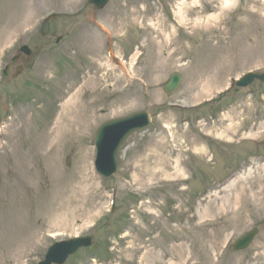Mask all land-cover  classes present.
<instances>
[{
	"label": "rangeland",
	"instance_id": "obj_1",
	"mask_svg": "<svg viewBox=\"0 0 264 264\" xmlns=\"http://www.w3.org/2000/svg\"><path fill=\"white\" fill-rule=\"evenodd\" d=\"M23 44L30 67L8 80ZM247 70L264 71V0H0V264L88 234L96 256L67 264H264V82L226 91ZM140 109L152 125L103 179L97 128Z\"/></svg>",
	"mask_w": 264,
	"mask_h": 264
},
{
	"label": "water",
	"instance_id": "obj_2",
	"mask_svg": "<svg viewBox=\"0 0 264 264\" xmlns=\"http://www.w3.org/2000/svg\"><path fill=\"white\" fill-rule=\"evenodd\" d=\"M109 0H91L97 7L103 8ZM10 68V67H9ZM9 68L5 74L9 75ZM255 79L264 81V72H250L246 74L239 82V86H247ZM182 77L179 73H174L164 89L168 94H172L181 84ZM151 123V116L148 111H139L130 115L109 120L102 124L95 136V142L98 149L97 166L101 174L105 177H111L118 169V159L121 147L126 139L135 131L142 130ZM255 232L245 237L238 247L247 246ZM92 244L91 237H77L66 241L53 244L45 257V260L39 264H63L68 257L83 246Z\"/></svg>",
	"mask_w": 264,
	"mask_h": 264
},
{
	"label": "bare ground",
	"instance_id": "obj_3",
	"mask_svg": "<svg viewBox=\"0 0 264 264\" xmlns=\"http://www.w3.org/2000/svg\"><path fill=\"white\" fill-rule=\"evenodd\" d=\"M228 2H229V1H227V3H228ZM250 170H251V169H250ZM250 170H249V172H248L249 174H251V172H252V170H251V171H250ZM247 175H248V174H246V175H244V176H240L238 179H241L242 177H246ZM246 178H247V177H246ZM233 182H235V181H233ZM233 184H234V183H233Z\"/></svg>",
	"mask_w": 264,
	"mask_h": 264
},
{
	"label": "flooded vegetation",
	"instance_id": "obj_4",
	"mask_svg": "<svg viewBox=\"0 0 264 264\" xmlns=\"http://www.w3.org/2000/svg\"><path fill=\"white\" fill-rule=\"evenodd\" d=\"M23 58H24V57H23ZM23 58H22V59H23ZM22 59H21V60H22ZM29 59L31 60V58H29ZM23 60H25V59H23ZM23 60H22V62H23ZM29 63L31 64V62H29Z\"/></svg>",
	"mask_w": 264,
	"mask_h": 264
}]
</instances>
